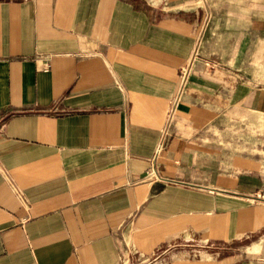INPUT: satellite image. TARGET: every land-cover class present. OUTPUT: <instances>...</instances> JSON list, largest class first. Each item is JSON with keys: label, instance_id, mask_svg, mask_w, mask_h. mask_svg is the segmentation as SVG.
I'll use <instances>...</instances> for the list:
<instances>
[{"label": "crops", "instance_id": "1", "mask_svg": "<svg viewBox=\"0 0 264 264\" xmlns=\"http://www.w3.org/2000/svg\"><path fill=\"white\" fill-rule=\"evenodd\" d=\"M0 264H264V0H0Z\"/></svg>", "mask_w": 264, "mask_h": 264}, {"label": "built area", "instance_id": "2", "mask_svg": "<svg viewBox=\"0 0 264 264\" xmlns=\"http://www.w3.org/2000/svg\"><path fill=\"white\" fill-rule=\"evenodd\" d=\"M46 66L48 67L49 64H46ZM188 67H189V65H185V66L182 67V81H181L182 85L184 84V82H185V80L187 78V74H188V71H189ZM176 101H177V99H174V101L170 104V106L168 108V112H167V114H168L167 118L168 119H170L171 116H173V110H174V105H175ZM161 145H159L158 149H160Z\"/></svg>", "mask_w": 264, "mask_h": 264}]
</instances>
